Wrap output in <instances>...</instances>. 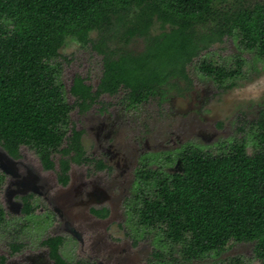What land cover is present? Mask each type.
<instances>
[{"label":"trees","instance_id":"obj_1","mask_svg":"<svg viewBox=\"0 0 264 264\" xmlns=\"http://www.w3.org/2000/svg\"><path fill=\"white\" fill-rule=\"evenodd\" d=\"M155 23L159 32L152 31ZM224 36L251 57L238 52L217 62L201 56ZM69 37L101 54L103 63L95 88L79 75L73 78L74 106L86 112L100 95L123 89L122 101L134 108L172 79L189 81L187 66L195 58L198 70L222 90L244 78L248 66L264 64V0H0V146L12 157L21 146L30 148L45 170L55 168L58 154L61 185L69 182L71 163L109 168L88 156L84 131L70 117L60 60ZM134 37L143 39L142 51L116 47ZM240 121L215 147L184 143L174 154L163 153L164 163L157 161L160 153L140 154L124 202L125 223L153 234L156 245L146 264H196L208 257V264H246L240 255L219 258L234 242L253 243L254 257L264 264V105L256 118ZM168 162L179 169L165 170ZM31 195L23 197L25 215L34 208ZM90 211L108 215L105 207ZM5 221L0 205V226ZM41 243L55 264H96L65 260L62 235ZM19 247L12 244L13 251Z\"/></svg>","mask_w":264,"mask_h":264},{"label":"rangeland","instance_id":"obj_2","mask_svg":"<svg viewBox=\"0 0 264 264\" xmlns=\"http://www.w3.org/2000/svg\"><path fill=\"white\" fill-rule=\"evenodd\" d=\"M160 30L155 23L152 31ZM116 47L138 53L143 50L144 41L134 37ZM238 52L247 59L251 57L248 51H241L236 39L224 36L202 51L201 56L222 62ZM60 55L61 81L72 105L71 120L84 131L83 144L88 156L102 159L109 168L97 170L93 164L71 163L69 182L61 185L57 181L58 154L53 156L55 168L45 170L30 148L21 146L19 156L12 157L0 146V172L4 174L0 205L6 216L0 226V256L5 257V264H55L48 247L41 242L48 236L62 235L64 243L59 253L67 261L146 264L156 245L153 234L144 236L132 229L129 222L125 223L124 202L131 195L140 154L160 153L157 161L164 163L163 153L174 154L184 143L210 148L233 135L241 118H256L264 105V64L258 61L255 68L248 66L244 78H239L234 87L222 90L198 70L195 58L187 66L189 81L172 79L159 95L134 108L125 106L124 90L120 89L113 95H100L99 101L80 112L69 91L72 80L79 75L95 88L102 75V55L81 47L72 37L66 39ZM163 166L169 172L180 167L174 162ZM27 193H32L29 201L34 208L25 215L21 211V196ZM101 206L108 209L105 218L90 211ZM12 244L20 245L19 249L13 251ZM236 255L243 257L246 264H258L253 243H231L219 258ZM211 260L208 257L196 264H208Z\"/></svg>","mask_w":264,"mask_h":264},{"label":"flooded vegetation","instance_id":"obj_3","mask_svg":"<svg viewBox=\"0 0 264 264\" xmlns=\"http://www.w3.org/2000/svg\"><path fill=\"white\" fill-rule=\"evenodd\" d=\"M42 166V165H41ZM43 168V167H42ZM44 169V168H43ZM4 172H6L5 170H4ZM29 194H32V193H27V194H25V195H22L21 196V200H22V208H23V206H24V201H23V197L24 196H27V195H29ZM101 207H104V206H101ZM22 208H21V210H22ZM96 216V215H95ZM100 218V217H99ZM105 218V217H104ZM5 264V263H4Z\"/></svg>","mask_w":264,"mask_h":264}]
</instances>
